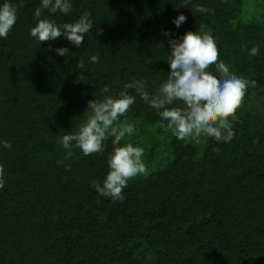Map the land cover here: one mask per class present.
<instances>
[{
  "label": "trees",
  "instance_id": "trees-1",
  "mask_svg": "<svg viewBox=\"0 0 264 264\" xmlns=\"http://www.w3.org/2000/svg\"><path fill=\"white\" fill-rule=\"evenodd\" d=\"M11 2L18 20L0 39V141L12 144L0 147V264H264V0H72L68 15L50 18L91 12L80 48L63 37L38 44L29 32L40 0ZM178 14L187 20L176 28ZM164 30L212 35L222 62L256 87L230 143L177 140L137 96L129 142L144 147L147 174L113 202L91 187L107 173L111 139L102 154L73 148L68 157L61 138L105 86L143 79L154 92L169 72Z\"/></svg>",
  "mask_w": 264,
  "mask_h": 264
},
{
  "label": "clouds",
  "instance_id": "clouds-1",
  "mask_svg": "<svg viewBox=\"0 0 264 264\" xmlns=\"http://www.w3.org/2000/svg\"><path fill=\"white\" fill-rule=\"evenodd\" d=\"M72 8V0H40L34 12L36 24L29 35L38 44L63 37L80 48L94 28L91 12L85 11L72 23L61 24L50 18L57 12L68 15ZM45 10L49 17L41 18ZM196 11L212 10L197 5ZM17 20V7L11 0H0V39L8 37ZM186 20L185 15L178 14L172 24L179 28ZM163 35L168 37L171 49L167 57L169 72L154 92L148 90L143 79L125 83L118 92L105 86L100 90V98L88 102L87 119L77 125L75 132H66L61 138V146L68 157L73 154V148L80 149L85 156L102 154L106 142L111 139L113 147L107 156V173L103 180H93L91 187L113 202L124 200L123 190L130 180L147 174L144 147L129 142L136 128L126 114L137 96L167 122L165 130L177 140L200 143L212 138L216 142L230 143L236 134L237 112L248 89L256 87L255 80L235 74L222 62L212 35L187 31L182 37H175L170 30H164ZM55 51L63 57L69 53V48ZM259 51L258 47H252L249 54L256 56ZM90 62L99 63V56H91ZM80 68L85 70L83 61H80ZM130 89L134 95L130 94ZM121 141L125 142L121 144ZM0 147L11 149L12 144L0 141ZM4 183V165L0 164V189L4 188Z\"/></svg>",
  "mask_w": 264,
  "mask_h": 264
}]
</instances>
